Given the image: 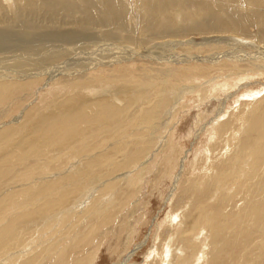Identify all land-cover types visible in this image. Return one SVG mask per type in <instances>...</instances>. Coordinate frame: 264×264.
<instances>
[{"label":"bare ground","instance_id":"6f19581e","mask_svg":"<svg viewBox=\"0 0 264 264\" xmlns=\"http://www.w3.org/2000/svg\"><path fill=\"white\" fill-rule=\"evenodd\" d=\"M135 2L136 4L131 5L130 0H0V50L4 48L6 50L10 49L8 47L11 45L13 48L23 49L24 51H22L28 54L14 56L10 59L12 60L10 61L11 63L7 64L4 68H0V264H42L47 260V257L41 258V253L36 254L38 253V248L50 241L56 233H60V231L63 233L62 227L67 224L66 221H69L70 216L72 218L79 207L84 206L85 202L89 201V196L86 193L85 196L83 194L81 197V194H77L78 197L76 198L73 195L74 193H72L74 191L73 189L76 187H83V183L81 184L83 178L84 181H86L87 178L90 179V176L96 174V172L105 170L107 172L106 178L108 179L106 180V187L103 189L107 191H109L108 189L117 191L119 190V184H122V182L125 183L124 185H127V188L134 187L140 183L142 178L140 177L138 181L132 182L129 180V177L132 178L141 172L145 173V171L148 173L151 164L154 163H151L152 160L156 162L157 156L160 154L162 155L167 150L170 151L169 148H171V151L174 149L172 146L174 144L172 143L173 139L170 137L173 136V134L171 135L170 133L171 128H165L164 132L167 134L163 132L168 139V144L163 146L166 142L161 144V141L158 139V141H149L150 139L148 138L150 137L147 138L149 134H145V131L140 127L139 129L141 130H139L134 122V120L138 119V117L141 118L143 115H145V117L149 115L148 118L151 116L150 119H144L146 122L149 120V124L151 120L162 118L159 113L163 112V108H168L171 104L172 100H170L169 97L172 94L171 92L175 90L168 87L169 83H167L166 80L169 79L168 81H171L170 78H173L178 81L186 80L187 83L192 80L199 81L202 78L206 79L209 75H213L212 73L214 71L216 73L220 72L222 75L232 72L228 76L223 77L228 79L245 78L248 77L249 74L254 76L256 70H263L264 72V0H135ZM136 6L142 9V13L135 11ZM8 8L13 9V11L7 13L6 9ZM180 16L181 19L178 21L177 18ZM98 26L107 28L104 30L98 29L97 31L96 29ZM251 29L255 31L256 40L254 41L243 36V33H247ZM98 36L114 44L130 43L131 46L127 47L128 51L119 52L118 55L112 56L111 58L109 57L108 60H106L104 56L99 57V55L90 58L92 60L88 63L85 62V59H82L80 61L81 63L78 62L73 65L68 63L64 66L62 63L65 61V57L70 55L71 46L69 48H66L67 46L65 48L59 46L55 49L50 48L53 49L51 53H49V49H47L49 51L45 52L46 49L43 47L46 46L44 43L48 41H53L52 43H54V41H62L67 44L73 42V45H75L74 41H76L77 43L80 42L82 46V43L87 40L94 38L99 39ZM193 36H197L198 39H201V42L191 43L190 38ZM166 41L169 43H166ZM172 42H174V46L171 47L167 45ZM149 43L151 44L150 49L146 47ZM164 43L165 45H163ZM42 44L44 45L42 46ZM175 44H177L176 47ZM141 46H143V51L140 48ZM191 47L200 54L204 51H210L208 53L209 57H207L208 55L204 57V55L188 54L190 53L189 51L192 50ZM217 48H219L220 51ZM221 48L225 49L222 51ZM87 49L90 50V48ZM183 49L188 50L183 52ZM174 50L184 53L185 57L180 54H176L175 56L173 54H168L165 56V53H167L166 51ZM42 52H45V54ZM89 55L90 54H88V57ZM192 55H194V57H192ZM26 56L29 57L25 58ZM85 56H87V54ZM138 57L143 58L146 63L153 60L152 63H159L158 66H161L160 62H170L172 67L169 70L166 69L165 73H162L164 76L160 74L163 81L159 83L166 81L163 89L157 86V80L155 82L153 81V83L150 81L151 85L149 86L148 84L145 85L144 82V85L138 84L140 82L136 80L138 82H136V84L138 85L133 87L131 95L126 94V92L123 93V91H120L121 93L111 91L113 86H110L111 83L109 84L108 81H103L102 76L104 75L99 72L101 67L105 66L111 69L112 65L120 64H123L124 67L125 64L131 65L135 64L136 61L139 62L140 59L138 60ZM192 62L198 64L196 71L191 70L186 72L190 69L181 68L190 66ZM1 64L2 63H0V65ZM127 68L129 67L127 66ZM171 69H173V71H171ZM206 71H212V73H206ZM134 74L135 73H132L131 75L133 76ZM257 74L262 75L260 73ZM132 76V79L128 78V75H125L124 78L134 83L133 80H135V77ZM223 78L221 79L224 80ZM105 79L107 78L105 77ZM109 79H111V81L112 79L113 81H117V79L113 77ZM144 79L149 83V78ZM240 80L238 79V81ZM212 81V79L208 80V84H211ZM116 83L117 82H115V84ZM230 83L231 82H225L224 80L221 83L211 84L205 87L201 92V102L209 100L208 98L215 96L214 94L222 93L225 88L231 86ZM41 84H44L45 88L48 87L51 93L54 92L58 94V92L68 91L71 95L67 96L64 101L59 103L54 112L48 115L46 114L45 116L42 115L41 117L37 113L39 117L35 119L37 125L34 129L28 126L32 130H27L29 129L27 127V129L24 128L26 131H30V134L28 135L27 132V138L23 135L24 139L26 138L27 140L21 141L23 138L20 140L19 137L21 131L24 130H22V128L25 127L24 122L26 113L22 112V109L28 101L24 104L23 101L21 102L18 99L22 96H26L28 91L34 90L37 85ZM189 85H192L190 89H181L180 91L186 94L187 92L190 94L195 91L199 92L198 88L200 85L192 83ZM42 88L40 91L43 90ZM119 89L117 90L119 91ZM132 90H129L130 93ZM220 96L221 94H218L216 98ZM45 97L47 96L45 95ZM45 97L43 99H46ZM177 100L175 101V105L178 102ZM143 101H148L146 106L143 107L141 105L142 107L139 108L136 114H131L130 112ZM5 105L6 107L9 106L10 109L2 111V106ZM175 105L172 107L176 108ZM222 105V109L218 111L212 123H207L201 130L197 131L196 135H194L197 139L204 133L207 135L206 147L200 149V158L197 163L199 165V162H201L198 169L200 170L199 173L201 177L203 176L202 179H204V177H208V181L211 179V186L213 189H211V191L208 189L206 192L203 187L199 189L200 187L198 186V189L195 188L197 190L193 188L194 191L191 195L190 207L188 205V209L186 210L185 208L184 211H181V214L172 211L173 214L171 213L168 215L167 224L169 223V226L171 225L170 227L174 229L175 226H178L187 216L186 213L190 212V209L197 205L200 206L202 203L200 207L197 206L195 209H198L197 217L194 220L195 225L189 224L184 227L185 235L177 241L178 245L173 246L174 239L168 240L163 244V247H161L163 248L162 252L161 250L155 251V255L159 257L157 260L160 259L159 262L156 261V264H201L202 261L207 260L210 255L208 253L211 252V245L216 249L217 244L221 242L219 239V241H217V236L222 232L223 228H221L218 222L221 220V215H223L226 203L224 204L223 199L219 200L216 204L220 202V205L216 207L213 205L214 209L208 210V207L211 206L209 204L212 203V201L215 202L217 199L222 198L221 196L225 191H227L226 195L229 197L228 200L232 199V196H229L231 190H224L225 179L220 176V171L225 173L226 178H229L228 176L231 175H233V177L235 176L237 182L238 180L251 177L252 172L254 173L253 177H257L261 169L259 164L264 157V97L257 101H250V103L248 101L247 104L242 102L241 107L239 106L240 108L236 110V114L239 113L240 117L238 119V116H234V118H236L234 125L229 124L228 120L221 123L219 118L223 120V118L229 115L226 114L227 111L224 108L225 102ZM45 107L47 109V106ZM34 108L37 107L35 106ZM15 114H17L18 117H14L13 119L12 117ZM130 114L133 116L135 115V118L129 122L127 119ZM7 119L8 121L4 122ZM28 119L33 120L32 116ZM171 119H173V116ZM215 119L219 120L215 121ZM126 121L128 123H126ZM166 121H168V119H166ZM150 125H152V123ZM168 125L165 127H168ZM90 135L94 136L98 141L96 140V148L91 147L92 150L89 148L88 151V147H90L92 143L88 142ZM18 139L20 141L15 143V146H17L14 148L13 143ZM79 141L82 143L81 152L75 154L73 150L74 148L76 149V147L79 148ZM119 143L122 145H119ZM12 145L13 148L11 147ZM157 145H159V149H156ZM7 148L9 150H7ZM154 148L157 151H153ZM160 148L166 151L162 152ZM233 149L236 151L238 150V152L236 153L234 151L231 155H234L233 157L228 156V152ZM240 152H243V156H239ZM181 153L179 148H175L174 156L171 158L177 163ZM61 154L63 158L66 156L69 158L71 157L70 159L67 158L68 165L65 164L67 166L64 165L63 167L61 165L60 175L54 177L49 176V179L46 178L45 176L47 175L45 174L47 172L41 168L44 167V162L46 161L47 165H51L52 162L49 161L51 157L55 160V158H60L59 155ZM72 155L80 156L73 159ZM148 155L151 156L150 160H146ZM63 158L61 157L59 161ZM120 158L124 159L121 160ZM145 161L147 162L142 163ZM71 162H74L73 168L71 167ZM194 162L196 163V161ZM229 163L231 165H229ZM68 167H70V169H68ZM183 168L184 161L181 165V171ZM66 169L67 171L64 172ZM125 169L129 174H126L127 172L123 173L125 175L119 178L118 181L117 179L111 178L115 177L120 171L123 172ZM34 171L43 172L37 176L34 174ZM217 171L220 173H217ZM234 172L236 173L235 175ZM179 174L177 175L178 178ZM128 175L129 177L127 178ZM95 176L97 175H94V177ZM177 182L176 180L175 187L178 185ZM39 185L41 187H39ZM35 186L39 188L36 190V193L39 191V195L41 196L40 199H38V201L40 200L39 202H41L40 205L38 204L39 206H37L34 196V199L33 197H29L23 200L25 195L31 192L32 188ZM248 187H245L248 192L247 195L251 196L253 192ZM175 189L176 188H174V191ZM131 194L133 197L136 196L135 192H131L129 195L131 196ZM96 197L98 196H95L94 199L99 200ZM89 199L92 203V198ZM28 200H30L29 204H27ZM79 200L82 201V203H78L80 206L77 204ZM19 201L21 202L19 203ZM99 201L97 202L99 203ZM21 203L25 204L26 207L29 205V207L34 208L24 213L27 210L25 206H23V214H15V216L17 215L16 217H8V212H12L14 209L16 210L17 207H20ZM88 203L89 202H87L86 205ZM91 203L90 205L92 206L93 204ZM114 203L116 204V201ZM120 203L121 206H125L126 204L124 201ZM11 204H14V206L12 205L13 207H11ZM250 204V201H247L245 207L247 206L248 209L242 210L237 221L240 222L243 219L244 222H254L255 225L258 224L257 222L264 224V197H254L252 206H250ZM110 206L112 207V205ZM114 206L113 210L118 207ZM100 207L102 211V206ZM84 208L86 209V211L83 209L85 212L82 210L81 213L75 215V217L79 218L76 222L70 225L67 224L70 226V229L68 228L66 233L70 231L71 228H73L72 230H77V228H80L82 225L84 227L88 224L90 215L94 213H91V210L87 211L88 207ZM120 208L121 207H119V209ZM183 209L184 207L182 210ZM113 210H111V212H113ZM18 211H21V209ZM11 214L14 213L12 212ZM65 217L68 219L64 222L63 219H65ZM106 217L108 219V216ZM177 219H180V222L174 225V221L176 222ZM75 220L74 218L73 221ZM200 222L204 223V228L201 229L202 232L198 235L199 230L196 228L198 226L197 223L199 224ZM101 223L102 221L100 223L97 221L95 226H93V224H88L87 227L93 226L91 227L92 230L97 228L100 229V226L103 227ZM167 224L165 223L163 226ZM207 228H210L211 231L210 240L208 241L205 237H202ZM73 232L72 235H70L71 233H65L61 236L64 237L62 239L63 244L66 245L69 241H76L77 237L73 236ZM89 232L92 231L90 230ZM37 233L39 236L35 237ZM169 236L171 237L173 234ZM74 237L76 238L73 239ZM84 239H88V237ZM91 239L89 240L90 242ZM77 243L80 245L82 241ZM55 244H57V247H60V241H58L52 243V246L50 245L48 249H52ZM171 246H173V249L169 248ZM85 251L83 252L85 253ZM63 257L64 255L61 258ZM81 257L79 259L77 258L78 261L76 264H86ZM85 257L87 258V255L84 256V258ZM132 257L133 253L129 254L126 258V263L128 261L130 262ZM88 259L89 260H86L87 264H90V258ZM51 261L53 262V260ZM52 262L49 264H52Z\"/></svg>","mask_w":264,"mask_h":264},{"label":"rangeland","instance_id":"374dc122","mask_svg":"<svg viewBox=\"0 0 264 264\" xmlns=\"http://www.w3.org/2000/svg\"><path fill=\"white\" fill-rule=\"evenodd\" d=\"M130 1H131V5L136 4L135 0H130ZM9 8L6 9L7 13H10L11 11H13V9H9ZM135 11L138 13H142V9L139 8L138 6H136ZM0 13H1V9H0ZM180 19H181V16L177 18L178 21H180ZM100 28H101V26L100 27L98 26L96 30L97 31H98V29L104 30L107 27L106 28L102 27L103 29L102 28L100 29ZM243 36H246L248 39L253 40V41L256 40L255 39V37H256L255 31L253 29H251L247 33H243ZM98 37L100 40L97 38L90 39V40L83 42L82 46H81L80 42L77 43L76 41H74L75 45H73V42L67 44L66 42H62V41H54V43H52L53 41H48V42L44 43L46 46H43L44 44H42V46L45 47V49H46V50L44 49L45 52L50 50L49 53H51V51L53 49L57 48V46L64 47V48L66 46H67L66 48H69L71 46L70 55L65 57V61L62 63L63 66L67 65L68 63L72 64V65L77 64L78 62L81 63L80 61L82 59H85V62L88 63L89 61L92 60L90 58H93L95 56L97 57L99 55H100L99 57L104 56V57H106V60H108L109 57L111 58L112 56H116L119 54V52L128 51L127 47L131 46L130 43L129 44H124V43L114 44L113 42H111L109 40L102 39L100 36H98ZM103 40H104V42H103ZM91 41H93V42H91ZM94 41H96V42H94ZM36 42H38V41H36ZM174 42H172L173 45H172V43L167 44V45H170L172 47V46H174ZM190 42L191 43H193V42L200 43L201 39H198L197 36H193L190 38ZM91 43H94V44H91ZM166 43H169V42L166 41ZM13 45H14V43H13ZM92 45L95 47H93ZM110 45H111V47H110ZM163 45H165V43ZM176 45L177 44H175V47H176ZM146 47L150 49L151 44L149 43L148 45H146ZM8 48H10V49L6 50L4 48L3 50H0V63H2L0 65V68H4L7 64L11 63L10 61H12V60H10V59H12L14 56H21L22 54L28 55L27 53L23 52L24 51L23 49L20 50L16 47L13 48V46H11V45ZM50 48H53V49H50ZM72 48H76V49H72ZM87 48H90V50H88ZM140 48L143 51V46H141ZM140 48H139V50H140ZM219 48H217V49L220 51ZM47 49H49V50H47ZM91 49H94V50H91ZM221 49L223 51L225 48L224 49L221 48ZM187 50L188 49H183L182 51L186 52ZM105 51L107 52V54ZM45 52L44 53L42 52V53L45 54ZM101 52L104 54H102ZM166 52L167 53H165V56L168 54H173L174 56L176 54H180L181 56L185 57L184 53L177 52V50L166 51ZM189 52L190 53H188V54H190V55L196 54V55H204V57H206L210 51H204L202 54H200L199 52L195 51L192 48V50ZM42 53H40V54H42ZM86 54H87V56H85ZM88 54H90L91 57H90V55L88 57ZM108 54H110V55H108ZM194 55H192V57H194ZM27 57H29V56H26L25 58H27ZM207 57H209V55ZM138 60H139V62L136 61L135 64H131V65L125 64L124 67H123V64L112 65L111 69H110V67L104 66V67H101V70L99 72L102 75H104V76H102L103 81H105V82L108 81L109 84L111 83L110 86L111 85L113 86L111 91H113V92L116 91V93L123 91V93L126 92V94L131 95L133 92L132 89L134 86H136L138 84L144 85V83H145V85L148 84V86H149V85H151V83H153V81L155 82L156 80H157L156 81L157 86H159L162 89L165 86L166 81H167V83H169V85H168L169 88L175 89V90H173L174 92L173 91L171 92L172 94L169 97L170 100H172L171 104L168 106V108L167 107L163 108L164 110H163V112H161L162 115H161V113H159V115L162 116V118L160 117L156 120H153V121L151 120L150 124L152 123V125L149 124V120L147 122L144 120V119H147L149 115L146 117H145V115H143L141 118L138 117V119L134 120L138 129L140 127L145 131V134H147V135L149 134V136L146 135L147 138L150 137V138H148V139H150L149 141H158L159 140V141H161V144H163V142H166L163 144V146L168 144V139L165 137V134H167V133L164 132L165 128H171V130L175 129L174 131L170 130L171 135L173 134V136H170V137H172V139H173L172 143H174V144L172 146L174 149H172V151H171V148H169L170 151H168V150L166 151L165 149L160 148V150H162V152L166 151V152H164L166 155L163 153L162 155L160 154L159 156H157L156 162H155V160H152L151 163H153V162L154 163L151 164L150 171L148 173L146 171H145V173L141 172L132 178L129 177V175H128L127 178L129 177V180H131L132 182H135L136 180L138 181L140 179V177L142 178L140 180V183H138L137 186H134V187H128L127 188V185H124L125 183L122 182V184H119L120 185L119 190H117V191H114L113 189H112L113 191L110 189H108L109 191H107L106 189H103L106 187V183H107L106 180L108 179V178H106L107 172L105 170L102 172H100V171L96 172V174H93L92 176H90L91 177L90 179L87 178L86 181H84V178H83V180H81L82 181L81 184L83 183L82 184L83 187L82 186L76 187L75 189H73L74 191L72 193H74L73 195L75 196V198L78 197V195H80V194H81L80 197L83 194H84V196L86 194H88L89 198H92V203H91V200L89 198H88L89 201H87V202H89L88 203L89 205H90V203L93 205L92 206L91 205L89 206L88 204L86 205L87 202H85L84 206L79 207L78 211L76 210L77 212L75 214H73L72 218L70 216V219H72V220L69 219V221H68L67 220L68 218H66V217L63 220H64V222L67 220L66 222L69 225L73 222H76L77 219H79V218L75 217V215L81 213L82 210L85 209L84 207H86V208L88 207L89 209L87 208V211L91 210V213L95 214V215L94 214L90 215V220H88V224L89 225L93 224V226H95V223H97V221H98V223H100L102 221L101 224H103L102 225L103 227H101L100 226L101 224H100L99 225L100 229L97 228V229L92 230L91 227H93V226L87 227V225H88L87 224L84 227L82 225L80 228H77V230H72L73 228H71V230L66 233L68 228L70 229V226L67 224H66L67 226L64 225L62 227L63 233H62V231H60V233H62V234L56 233L54 235V237L51 238L50 241L46 242L44 245H42L40 248H38V250H37L38 253H36V254L41 253V258L47 257L46 258L47 260H45V262H43L42 264H49L50 262H52L51 260H53L54 264H76V262L78 261V259L81 256H82L81 258L84 259V261H85L84 263H86V264H87L86 260H89L88 258H90V261H91L90 264H151V263L156 264V261L159 262L160 259L157 260L159 257H157L155 255V251L161 250V252H162L163 248H161V247H163V244L165 242H167L168 240L174 239L173 240L174 241L173 246L178 245L177 241L180 240L185 235V232H184L185 228L184 227H186L189 224H192V225L194 224V220L196 219L197 212H198V209L197 210H195V209L197 208L198 205L195 206L194 208L190 209L191 211L186 213L187 218L185 217L178 226H175L174 229H172L173 227L172 228L170 227L171 225L169 226V223L167 224L168 215H170L171 213L173 214V212H175V213L177 212L178 214H181V211H184L185 208L187 210L188 205L190 207L192 192L194 190H197L199 187H200L199 189H201L203 187L206 192L208 189H210V191H211V189H213L211 186V184H212L211 179H210V181H208L209 180L208 177H204V179H202L203 176L201 177V174L199 173L200 170L198 169L201 162H199V165L197 163V161L200 158V156H199L200 149H204L206 147L207 135H206V133H204V134L200 135V137H198V139L195 138L194 135H196L197 131L201 130L207 123H212L213 119L217 116L218 111L220 109H222V107H223L222 104L224 102H225L224 108L227 111L226 114H229V115H227L225 117L226 119L225 118H223V120H222V118H219V119L221 120V123L228 120L229 124L234 125L235 119H236V118H234V116L235 117L238 116V119L240 117L239 113L236 114V112H237L236 110H238V108L241 107L242 102L243 103L245 102L247 104L248 101L250 103V101H255V100L257 101L258 99H261L264 97V72H263V70H256V74L254 76L249 74L251 76L248 75V77H245V78L244 77L237 78V79L234 78L235 80L223 78V77L228 76L232 72H230L228 74L225 73L222 75L220 72L216 73L214 71L212 73V71L211 72L206 71V73H212L213 75H209L210 78L209 77L206 79L202 78L199 81H193L192 80V81H189L188 83L186 80H179L178 81V80H174L173 78H170L171 81H168L169 80L168 79L164 82L159 83L160 81H163L162 77H160V74L162 76H164L162 73H165L166 69L169 70L172 67L170 62H168V61L165 63L160 62L161 66H158L159 63L153 64L152 63L153 60H151L147 63L144 61L143 58L138 57ZM3 61H5V62H3ZM83 62H84V60H83ZM192 65H195V66H192ZM127 66L129 68H127ZM197 66H198V64L196 62H192L190 66L181 67V68L190 69V70L186 71V72H189L191 70L196 71ZM171 71H173V69H171ZM262 72H263V74H262ZM132 73H135V74L132 76L131 75ZM257 73H260L262 75H259ZM125 75H128V78H131V76L135 77L134 78L135 80H133L134 83L125 79L124 78ZM105 77L107 79H105ZM111 77L116 78L117 81H113V79L111 81V79H109ZM220 77L223 78L225 80V82H231L230 83L231 86L225 88V90H223L222 93L214 94L215 96L208 98L209 100L204 101L205 103L201 102L202 100L200 99V96L202 94L201 93L202 89H204L205 87H208L211 84L223 82L224 80H222ZM144 78H149V83H147L148 81H146ZM210 79H212L213 81L211 84L210 83L208 84V80H210ZM238 79L239 80L242 79V80L238 81ZM136 80L140 83H138ZM150 81H151V83H150ZM115 82H117V83L115 84ZM118 82H120V83H118ZM136 82L138 84H136ZM190 83L200 85L198 88L200 93L198 91H195L191 94L188 92L186 94L185 92L180 91L181 89H187V88L190 89L192 86V85H189ZM44 84H47V83H44ZM44 84L37 85L38 86V87L36 86L37 89L35 87L34 90H31L32 92L28 91L26 93L27 94L26 96H22L21 98L18 99L21 102L23 101L24 104L27 103V101H28V103L23 106L24 110L22 109V112H26L25 113V122H24L25 127H23L22 130L26 127L29 128V129L26 128L27 130H32L31 129L32 127L34 129V127L37 125V121L35 119L38 117V115L41 117L42 115L45 116L46 114L48 115V114L54 112L56 110L58 104L61 103L62 101H64V99L67 96L71 95L68 91H64V92H60V93L58 92V94L54 93V92L51 93V92H49L50 90L48 89V87L47 88L44 87ZM114 84H115V86H114ZM117 84H119V85H117ZM129 84H131V85H129ZM132 84H135V85H132ZM205 84H206V86H205ZM105 85H108V84H105ZM41 88L43 90L40 91ZM116 88L117 89L120 88L119 91ZM222 88H224V87H222ZM129 90H132L131 93ZM43 93H45V94H43ZM218 94H221V96L216 98V96H218ZM45 95L47 97H45ZM53 95H54V98H53ZM44 97L46 99H43ZM30 99L31 100L33 99V100L31 101ZM176 100L178 102L175 105ZM148 101H149V99H148ZM148 101L141 102V104L136 106L135 107L136 109L134 108L130 113L136 114L137 111L139 110V108H141L142 106L143 107L146 106V103H148ZM34 105L38 109L34 108L35 107ZM173 105H175L176 108L172 107ZM45 106H47L48 110L46 109ZM3 108H5V109H3ZM9 109H10L9 106L8 107H6V105L2 106V111H7ZM241 110H243V109H241ZM28 111H30V112H28ZM27 112H28V114H27ZM240 112H242V111H240ZM37 113H38V115H37ZM131 114H130L131 117L129 116V118L127 119V121L129 120V122L135 118L134 117L135 115L133 116ZM168 114L170 117L168 116ZM15 115H13V117H12L13 119H14V117H18L17 114H15ZM31 116H32L33 120L28 119V118H31ZM172 116H173V119H171ZM150 117L148 119H150ZM139 119H140V121H139ZM166 119H168V121H166ZM219 119H215V121H218ZM7 121H8V119L5 120L4 122H7ZM127 121H126V123H128ZM136 121H138V122H136ZM123 123H125V122H123ZM153 123H156V124H153ZM165 124H167V125L169 124L168 127H165V126H167ZM220 124H219V126H220ZM28 126H30L31 128ZM148 128H149V131H148ZM139 130H141V129H139ZM27 132L29 135L30 131H26L25 129L23 131H21V133H20L21 138L19 137L20 140L23 138L21 141L27 140L26 139L27 138V136H26ZM155 132H156V134H155ZM157 133L160 134L161 136L158 135ZM23 135L26 136L25 139H24ZM90 136H89L90 139L88 142H92V143H91L90 147H88V151H89V148L90 149H91V147L94 148L95 144L98 141L94 136H92V135H90ZM19 139L14 141V143H13L14 148L17 146V145L15 146V143L20 141ZM164 140H166V141H164ZM78 144H79V146H78L79 148L76 147V149L74 148V150H73V152H75V154H79L81 152L82 143H80V141H79ZM13 145L11 146L12 148H13ZM119 145H122V144L119 143ZM11 147H8V148L10 149ZM8 148H7V150H9ZM175 148H179L180 152H182L180 154L179 159L177 160V163L173 160V158H171L174 156ZM156 149H159V145L156 146ZM156 149L154 148L153 151H157ZM12 150H14V149H12ZM234 151L236 153L238 152V150L236 151L235 149H233V150L229 151L227 155L231 156ZM242 154H243V152H240L239 156ZM63 155H65V154H63ZM169 155H170V157H169ZM197 155H198V157H197ZM79 156L80 155H72L73 159L77 158ZM233 156H231V157H233ZM59 157L63 158L62 154L59 155ZM150 157L151 156L148 155L146 157V160H148V159L150 160L151 159ZM60 158H57V159L55 158V160H53V158L51 157V159L49 160L52 162V163L50 162L51 163V165L49 164L50 166L46 164V161L44 162L46 165V166L44 165V167H46V168H44V167H41V168L44 169L45 172H47L45 174V175H47V176H45L46 178L49 179L52 176L54 177L56 175H60L61 165L63 167L65 164H67V160L70 159L71 157L69 158L66 156L65 158L61 159V161H59ZM167 158L168 159L170 158V159L168 160ZM120 159L123 160L124 158H120ZM120 159H119V161H120ZM183 161H184V168L181 171V165H182ZM194 161H196V163ZM146 162L147 161L142 162V163H146ZM73 163L74 162H71V167L73 166ZM173 164H175V165H173ZM67 165H65V166H67ZM229 165H231V164L229 163ZM259 165H260L261 169L258 172L257 177L254 178L253 177L254 173L252 172L251 177H253V178L248 177V178H244L243 180L242 179L238 180L237 182L235 180V176L234 177H233V175H231L232 177L228 176L230 178L229 179V178H226L225 173L223 171H220L221 173L217 171V173H220V176L223 177V179H225L224 190H227V189L231 190L229 193V196H232V199L228 200L229 197H228V195H226L227 191H225V193H223V195L221 196L222 198L217 199V201H215V202L212 201V203L209 204L211 206L208 207V210H210L212 208L214 209V207H216L217 205H220L221 204L220 202L216 204V202H218L219 200L223 199L224 204L226 203L224 206L223 215H221L222 216L221 220L218 222L220 224L221 228H223V229H222V232L217 236V241L221 240V242H219V244H217L216 249L214 248V246L211 245V247H210L211 252L209 251L210 253H208V254H210L209 257L207 258V260L202 261L201 264L202 263L203 264H264V224L257 222L258 224L256 223L257 225H255L254 222L253 223L252 222L247 223V221L244 222L243 219L240 222L237 221L239 215L242 213V210L248 209L247 206L245 207V204L247 203V201L248 202L250 201V203H251L250 206H252L254 197H260V196L264 197V157H263V160L261 159V162ZM152 167H154V168H152ZM173 168H175V169H173ZM57 169H59V170H57ZM68 169H70V167H68ZM43 171H39V172L34 171V174L39 176L40 173H42ZM66 171H67V169L64 172H66ZM57 172H59V173H57ZM123 173L129 174V172L125 169V170H123V172L120 171V173H118L116 175L117 178H116V176L111 177V178L117 179V181H118L119 178H121L123 175H125ZM142 174H143V176H142ZM178 174H179V178L177 176ZM235 174L236 173L234 172V175ZM94 175H97V176L94 177ZM29 176H31V175H29ZM101 178L104 181H102ZM48 179H46V180H48ZM91 179H93V180H91ZM98 179L101 181H99ZM176 180L178 181L177 187H175ZM87 182H88V184L86 186ZM209 182H211V183H209ZM238 182L240 185L238 184ZM40 183H42V182H40ZM245 183H247V184H245ZM242 184H244V185H242ZM40 185H42V184H40ZM40 185H39V187H41ZM110 185H113V184H110ZM256 186H257V188H256ZM36 187L37 186L33 187L32 191L29 192L27 195H25L23 200L34 196L36 199L35 202H36L37 206H39L41 204V202H39L40 200L38 201V199H40L41 196L39 195V191H37V193H36V190L39 189ZM245 187H248L252 190L253 194H251V196L247 195L248 192H247V189ZM116 188H118V187H116ZM174 188H176L175 191H174ZM193 188H194V190H193ZM195 188H197V189H195ZM230 188H232V189H230ZM82 189L84 190V192ZM130 191L135 192L136 196L133 197V195L131 194V196H132L131 197L129 195L131 193ZM172 192H173V195H172ZM31 194H32V196H31ZM224 195H225V197H224ZM42 196H43V194H42ZM95 196H98L96 198H98L100 201L97 199H94ZM125 196L127 199L125 198ZM247 196H249L250 199ZM34 197H33V199H34ZM29 201L30 200L27 201V204L30 203ZM79 201L77 202V204L82 203L81 200H79ZM97 201H99V203ZM115 201H116V204L114 203ZM121 201H122V203H123V201H124V203H126L125 206H121V203H120ZM20 202L21 201H19V203ZM93 202L94 203L97 202V203H95V205H94ZM117 203H118V205H117ZM119 203H120V205H119ZM12 205L14 206V204H11L10 206L13 207ZM110 205H112V207ZM201 205H202V203H201ZM213 205H214V207H213ZM23 206H25V204L21 203L20 207H17L16 210L14 209L12 211L14 214H11L12 212H8L7 216L8 217H11V216L16 217L17 215L15 216V214H18V215L23 214L22 213ZM100 206H102V211H101ZM113 206L114 207L118 206V207L115 210H113ZM200 206H198V207H200ZM119 207H121V208L119 209ZM183 207H184V209L182 210ZM25 208L27 211H25L24 213H27L28 210H32L34 207L32 208V207H29V205H28L27 207L25 206ZM80 208H82V209H80ZM97 208H99L100 210ZM19 209H21V211H18ZM109 209L113 210V212H111V210H109ZM85 211H86V209H85ZM104 213H105V215H104ZM97 214L99 215V217ZM110 215H111V219H110ZM94 216L96 219L94 218ZM106 216H108L109 220L107 219ZM74 218L76 219L75 221H73ZM103 218H105V219H103ZM106 219L108 220V223H107ZM99 220H100V222H99ZM178 222H180V219H177L176 222L174 221V225ZM165 223L167 225L163 226V225H165ZM197 225L198 226L196 229L199 230V233H198V235H199L202 232L201 229L204 228V223L200 222L199 224L197 223ZM88 228H90V229H88ZM90 230L92 232H89ZM86 231L89 232L90 235ZM224 231H226V232H224ZM72 232H73V236H76L78 239L80 238L79 241L76 237H74L73 239L76 238V241L75 240L69 241L70 243L68 242L69 244L66 243V245L63 244L62 239L64 237H61V236H63L65 233L66 234L71 233L70 235H72ZM48 233H50V232H48ZM170 234L171 235L173 234V236L170 237L169 236ZM38 236H39V234L37 233L35 235V237H38ZM89 236H91V237H89ZM210 236H211L210 228H207L204 231V234L202 237L203 238L205 237L206 240L208 241V240H210ZM85 237H88V239H84ZM90 239H91V242L89 241ZM58 241H60V247H57L56 246L57 244H55V245H53L52 249H50V250L48 249L52 243L58 242ZM81 241H82V243H80V245H79L77 242H81ZM91 244H93V245H91ZM47 245H48V247H47ZM74 245H76V246H74ZM173 246H171L169 248L173 249L172 248ZM43 248H44V250H43ZM58 248L61 250H59ZM87 248H89V249H87ZM90 248H92V249H90ZM88 250H89V253H88ZM49 251L51 253L56 252L58 254V256L56 253L51 254ZM83 251H85V253ZM42 252H43V254H42ZM80 252H82V253H80ZM131 253H133V257L130 259V262L128 261L126 263V258ZM62 254L64 255L63 258H61L63 256ZM49 255L50 256L52 255V256L50 257ZM86 255H87V258L86 257L84 258V256H86ZM152 256L154 257V259ZM74 258H76V259H74ZM49 259H50V261H49ZM53 262H52V264H53Z\"/></svg>","mask_w":264,"mask_h":264}]
</instances>
